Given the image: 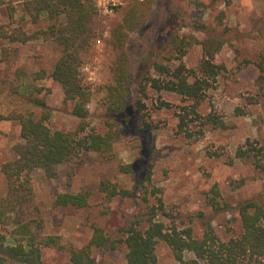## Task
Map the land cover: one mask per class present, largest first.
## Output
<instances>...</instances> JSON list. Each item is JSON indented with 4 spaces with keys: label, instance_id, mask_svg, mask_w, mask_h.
Here are the masks:
<instances>
[{
    "label": "rangeland",
    "instance_id": "1",
    "mask_svg": "<svg viewBox=\"0 0 264 264\" xmlns=\"http://www.w3.org/2000/svg\"><path fill=\"white\" fill-rule=\"evenodd\" d=\"M132 0H120L115 6L98 8L95 19V38L91 54L80 68L85 85L90 87V116L87 129L103 133V90L110 78L113 54L110 50V31L120 22ZM143 1V0H140ZM0 25L9 22L8 8L12 7L16 25L27 33H33L47 25L42 18L32 24L22 10L21 0H0ZM150 17L137 32L127 38L126 53L132 73L141 70L143 58L155 47L161 51L159 60L171 53L165 47L160 30L177 21L174 31L179 35H192L197 40L204 37L203 31L195 30V22L202 23L227 40L215 55L214 63L225 67L213 88L206 93V99L198 107L202 114L215 113L226 125L225 129L205 127L203 135L187 139L177 134L176 107L182 105L177 95L149 90L143 113L153 125L149 133L150 143L144 148L142 137L130 130L122 131L121 138L113 145L115 156L106 159L96 153H88L75 162L57 168V178L47 179L42 170L31 175L33 199L27 218L31 230L41 241L46 237L59 238L63 250L41 247V264H68L67 250L81 248L92 236L91 225L98 222L113 232L123 227L141 209L155 204L157 197L163 201L171 220L181 222L187 215L203 213L211 216L207 205L208 193L216 186L224 201L236 202L261 196L264 202V173H257L247 163L234 159L235 151L247 139L257 141L264 147V0H153ZM222 13L223 19L218 20ZM167 29L164 31V33ZM100 39V44L95 43ZM3 47L5 48V52ZM164 49V50H163ZM59 52L51 41L35 39L25 44L0 43V114L10 111H32L36 118L48 113L47 124L52 131L74 133L79 121L70 115L71 104L65 103L61 87L48 78ZM202 58L199 45L192 46L182 59L189 69H197ZM171 64H177L173 62ZM86 67V71H82ZM38 73L45 77L39 78ZM41 89L35 92L34 89ZM39 101L42 104L34 105ZM165 102L170 108H159ZM43 105V106H41ZM44 107V108H42ZM191 130H199L198 124H191ZM19 125L14 121L0 123V166L15 158L13 146L22 143ZM141 138V139H140ZM143 146V147H142ZM150 150V152H147ZM213 153L220 155L212 156ZM105 157V158H104ZM141 160L144 166L150 162L151 182L147 185L148 202L143 201L144 189H139L135 200H113L108 202L98 192L102 180L117 184L132 191L135 185L133 175L116 171L119 164H134ZM146 161V162H145ZM231 161V162H230ZM157 190V194L152 191ZM6 183L0 174V198L5 195ZM88 192V207L81 210L56 207L55 198L60 194ZM159 219H164L159 217ZM165 218L168 224L170 219ZM211 224L221 240H228L241 232L240 220L235 211L225 210L212 216ZM196 237L202 235L199 219L193 221ZM13 229L12 221L0 227V235L7 239ZM158 264H178L170 250L163 244L156 246ZM186 258H192L186 254ZM98 264H128L125 248L98 256ZM7 264V263H6ZM20 264V263H10Z\"/></svg>",
    "mask_w": 264,
    "mask_h": 264
},
{
    "label": "trees",
    "instance_id": "2",
    "mask_svg": "<svg viewBox=\"0 0 264 264\" xmlns=\"http://www.w3.org/2000/svg\"><path fill=\"white\" fill-rule=\"evenodd\" d=\"M152 1L132 0L120 22L114 24L110 31L109 46L113 59L109 82L102 88V115L106 127L103 133L87 129L86 120L90 116L88 105L92 94L80 75V68L91 54L96 36L95 5L87 0H21L22 10L32 24H38L42 18L47 22L44 28L31 34L16 25L14 9L8 8L9 22L0 25V43L25 44L39 38L54 43L59 57L48 78L61 87L64 102L71 104L70 115L79 121V125L74 133H66L49 128V116L45 111L39 118L32 111L13 110L5 115L0 114V123H18L22 140V143L12 148L15 158L0 166V174L6 183L5 195L0 198V227L8 225L10 220L13 225L9 239L0 235V264H41V247L63 250L59 238L46 237L39 241L31 230L32 221L27 218L33 199L30 175L35 170H42L47 179H56L59 166L75 162L90 152L110 159L115 156L113 145L124 130L142 137L144 148H147L153 125L143 113L145 104L142 100L147 98L149 90L157 94L170 93L181 99L182 105L176 107L175 111L177 134L187 139L194 135L202 136L205 127L226 128L220 116L215 113L202 115L198 107L205 101L207 91L213 88L219 75L225 71V67L215 64L214 59L227 42L224 34L228 29H224L225 33L223 31L220 35L208 26L195 22L193 28L204 33L203 39L197 40L192 35L175 32V20L166 26L165 33V28L160 30L161 34H165L161 41L164 40L165 47L171 49L168 57L164 58L168 64L160 62L161 50L155 47L143 58L141 70L136 76L132 73L125 49L127 38L131 32H137L145 26L152 10ZM222 19L221 13L218 20ZM194 45L201 47L202 58L197 69H189L182 59ZM173 62L177 64H171ZM260 71L263 73L264 67H260ZM37 76L45 77L44 73H38ZM34 91L40 92L41 89ZM39 104L42 103H34L36 106ZM159 108H170V105L159 102ZM195 122L199 126L196 132L191 130V124ZM212 156L220 155L213 153ZM234 159L249 164L257 173H264V147L259 146L257 141L247 139L235 151ZM141 162L117 165L119 174L133 175L136 183L132 191H127L117 184L102 180L97 189L103 199L108 202L135 200L139 189H144L143 201L147 203V185L151 182L152 165L145 161L146 164L139 167ZM157 193V190L152 191L153 195ZM88 198V192L65 193L57 195L54 204L60 208L81 210L88 207ZM206 202L211 208V216L206 217L200 212L197 216L183 217L179 223L171 220L160 197H157L154 205L147 206L145 210L140 209L126 220L123 227L113 232L93 222L88 244L79 249L67 250L68 264H98V256L121 246L125 248L128 264H158L156 246L159 243L170 250L178 264H264L262 197L230 203L222 199L214 186ZM225 210L235 211L241 226V232L226 241L217 236L211 224L212 216ZM159 217L170 221L166 224ZM197 219L202 227L200 238L196 237L192 226ZM186 254H191L192 258L187 259Z\"/></svg>",
    "mask_w": 264,
    "mask_h": 264
},
{
    "label": "built area",
    "instance_id": "3",
    "mask_svg": "<svg viewBox=\"0 0 264 264\" xmlns=\"http://www.w3.org/2000/svg\"><path fill=\"white\" fill-rule=\"evenodd\" d=\"M87 1H90L92 3H95V5L98 7V8H104L106 9L107 5H112V6H115V4H117V2H119L120 0H87ZM100 39H96L95 40V43L97 45L100 44ZM82 71H86L87 68L86 67H82L81 69Z\"/></svg>",
    "mask_w": 264,
    "mask_h": 264
}]
</instances>
